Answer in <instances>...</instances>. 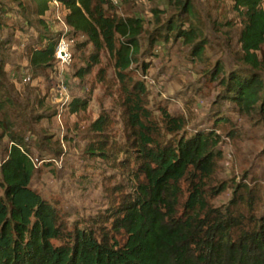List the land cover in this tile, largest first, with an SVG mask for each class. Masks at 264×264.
Returning <instances> with one entry per match:
<instances>
[{
  "label": "trees",
  "instance_id": "trees-1",
  "mask_svg": "<svg viewBox=\"0 0 264 264\" xmlns=\"http://www.w3.org/2000/svg\"><path fill=\"white\" fill-rule=\"evenodd\" d=\"M13 1L24 9L22 0ZM30 1L39 24L35 45L28 47L31 67L56 65L54 51L62 33H52L44 19L54 1L66 11L64 35L73 43L76 37L84 38L72 47L77 59L85 61L76 76L82 78L98 65L103 51L113 61L125 143L107 148L110 121L100 115L89 126L97 139L85 150L112 159L124 170L129 191L120 192L85 224L68 225L54 204L30 188L35 163L24 138L11 131L5 108L12 99L0 89V137L5 134L10 141L0 162V264H264L261 188L237 182L227 206L212 204L227 189L217 179L222 158L217 131L228 118L219 111L213 114V129L182 136L186 118L171 115L164 107L159 108V119L152 116L144 84L128 73L138 64L143 20L121 17L111 0ZM231 1L242 21L238 44L244 69L228 73L216 64L203 76L219 84L214 103L227 100L238 112L256 114L264 121V60L257 55L264 45V0ZM172 5L176 19L168 20L150 44L180 40L190 48L191 59L203 63L208 42L195 23L193 1L175 0ZM86 105L85 100L74 99L67 107L73 114ZM119 155L124 158L116 161Z\"/></svg>",
  "mask_w": 264,
  "mask_h": 264
},
{
  "label": "rangeland",
  "instance_id": "rangeland-1",
  "mask_svg": "<svg viewBox=\"0 0 264 264\" xmlns=\"http://www.w3.org/2000/svg\"><path fill=\"white\" fill-rule=\"evenodd\" d=\"M22 1L25 10L13 0H0V21L6 25L0 27V89L2 95L9 93L12 99L11 105H6V115L11 131L24 138L35 163L30 188L54 204L68 225L85 224L88 218L107 209L109 201L120 192L129 191L124 170L115 166L112 159L106 161L85 150L97 139L89 126L100 115L110 121L107 148L112 143H125L119 106L121 90L113 61L105 51L101 52L98 65L80 78L76 72L85 61H79L74 50L72 62L65 67L56 64L52 69H34L29 65L28 47L35 45L39 24L35 5L30 0ZM111 1L121 17L143 20L138 64L128 73L144 84L146 107L152 116L159 119L160 107L171 115L184 116L187 126L182 136L197 129H213L212 117L219 111L228 118L223 130L217 131L221 137L217 149L222 153L217 179L224 181L227 189L212 201L213 206H227L237 182L260 187L264 198V121L256 114L238 112L227 100L214 103L220 94L219 84L203 76L206 69L216 64L223 65L228 73L244 69L238 44L242 21L232 1L192 0L195 23L208 42L203 63L194 62L190 48L180 40L149 42L163 31L168 20L176 19V7L172 5L175 0ZM48 6L44 19L50 31L65 34L63 23L57 19L63 20V6L59 2ZM83 40L76 37L72 47ZM87 53L89 47L84 51ZM257 55L264 60V45ZM25 78L29 80L26 82ZM61 85L64 91L59 89ZM74 99L85 100V110L70 113L67 105ZM9 146L4 134L0 137V162ZM122 158L124 155H119L116 161Z\"/></svg>",
  "mask_w": 264,
  "mask_h": 264
},
{
  "label": "built area",
  "instance_id": "built-area-1",
  "mask_svg": "<svg viewBox=\"0 0 264 264\" xmlns=\"http://www.w3.org/2000/svg\"><path fill=\"white\" fill-rule=\"evenodd\" d=\"M53 3L56 4L57 2L54 1ZM57 19L63 23L64 28L67 30L63 20L58 18V17H57ZM71 43H72L71 40H69V38H67L64 34H62L59 37V40L57 42V45H56L55 51H54V59H55L56 64L58 66L65 67L72 62L73 53H72ZM28 80H29V78L24 79V81H26V82ZM59 89L64 91L65 87L63 85H61V87Z\"/></svg>",
  "mask_w": 264,
  "mask_h": 264
}]
</instances>
